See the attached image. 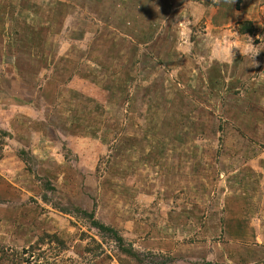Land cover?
Wrapping results in <instances>:
<instances>
[{"label":"rangeland","instance_id":"obj_1","mask_svg":"<svg viewBox=\"0 0 264 264\" xmlns=\"http://www.w3.org/2000/svg\"><path fill=\"white\" fill-rule=\"evenodd\" d=\"M262 73L264 0H0V264H264Z\"/></svg>","mask_w":264,"mask_h":264},{"label":"clouds","instance_id":"obj_2","mask_svg":"<svg viewBox=\"0 0 264 264\" xmlns=\"http://www.w3.org/2000/svg\"><path fill=\"white\" fill-rule=\"evenodd\" d=\"M255 46L256 45H254L251 37H249V41L246 44L237 43L228 39L223 40V42L212 41L211 55L215 57L217 62L227 63L235 60L236 53L234 52V49H238L244 57L249 56L255 61V57L259 54L256 51ZM177 47L181 56H187L190 54L188 36L183 29L178 33Z\"/></svg>","mask_w":264,"mask_h":264},{"label":"trees","instance_id":"obj_3","mask_svg":"<svg viewBox=\"0 0 264 264\" xmlns=\"http://www.w3.org/2000/svg\"><path fill=\"white\" fill-rule=\"evenodd\" d=\"M91 224L97 228L98 231H100L101 233H108L110 232V234H113L114 232L112 231V229L110 228H106L105 226H103L102 224H99L97 223L96 221L92 220ZM114 235V234H113ZM127 254L129 255H132L130 254L129 252H126Z\"/></svg>","mask_w":264,"mask_h":264}]
</instances>
